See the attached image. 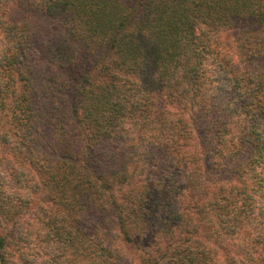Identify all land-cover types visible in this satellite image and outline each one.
<instances>
[{"label": "trees", "instance_id": "16d2710c", "mask_svg": "<svg viewBox=\"0 0 264 264\" xmlns=\"http://www.w3.org/2000/svg\"><path fill=\"white\" fill-rule=\"evenodd\" d=\"M0 264H264V0H0Z\"/></svg>", "mask_w": 264, "mask_h": 264}]
</instances>
